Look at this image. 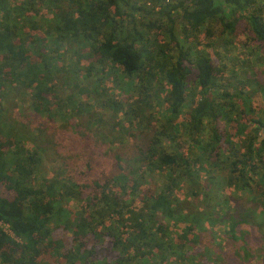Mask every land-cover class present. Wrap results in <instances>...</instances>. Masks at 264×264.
I'll use <instances>...</instances> for the list:
<instances>
[{
  "label": "trees",
  "instance_id": "trees-1",
  "mask_svg": "<svg viewBox=\"0 0 264 264\" xmlns=\"http://www.w3.org/2000/svg\"><path fill=\"white\" fill-rule=\"evenodd\" d=\"M148 1L159 24L146 27L165 26L167 43L139 28L135 14L144 9L127 0H0V264H264V0ZM241 20L259 47L253 77L225 81L208 53L191 57L181 43L218 27L228 40ZM72 42L77 61H88L82 74L67 64ZM187 62L199 95L189 104ZM105 66L126 79L125 93L156 85L158 98L167 85L157 100L162 121L142 124L145 113L108 101L143 136L127 171L82 181L42 176L41 149L26 147L35 130L6 118L4 104L23 103L28 91L34 117L67 121V111L89 112L67 85L77 82L85 95L81 79ZM155 172L160 187L143 189Z\"/></svg>",
  "mask_w": 264,
  "mask_h": 264
},
{
  "label": "rangeland",
  "instance_id": "rangeland-1",
  "mask_svg": "<svg viewBox=\"0 0 264 264\" xmlns=\"http://www.w3.org/2000/svg\"><path fill=\"white\" fill-rule=\"evenodd\" d=\"M23 1L25 0H17V2ZM127 2L130 5L136 4V6L144 9V11L135 14L139 28L159 43H167L168 37L165 34V26L163 27L161 24V27L156 29L146 27L150 23L156 26L159 24L157 23L158 9L148 0H127ZM122 8L126 10L125 6H122ZM145 10H149L147 11L149 13ZM45 13L44 10L42 14ZM241 21L237 25L239 30L237 34L228 40H226L227 37L220 35L221 28L218 27L214 29L213 37L206 36L205 32L201 31L181 43L185 49L190 50L189 56L191 57L194 56L195 52L208 53L212 62L222 71L225 81L236 82L245 79V77H253L252 72L261 70L259 63L258 65L255 63L256 57L260 53L259 47L248 40L249 37L246 33L241 32L244 25V21ZM175 25L179 33L180 28H178L177 23ZM179 36L182 37L181 34ZM76 49L77 44L75 42L67 45V64L73 61L75 63L74 70L82 74L88 61H77L74 55ZM172 54L177 56L178 53L173 49ZM185 64L190 70L186 85L187 104H189L190 101L198 100L199 95L194 82V68L188 62ZM105 70L103 73L94 74L87 80L81 79L80 76L81 84L84 81L87 89L85 95L76 94L74 85H79L77 82H73L70 86L67 85V95L73 97L77 104H87L89 109V112L84 111L82 114L75 110L74 115L67 111V121L57 120L52 124H45L43 118L34 117L27 109L30 100V92L28 91L26 92L27 97L23 96V103L18 100L15 103H8L9 106L7 103L4 104L8 107L6 108L8 110L6 118L15 121L19 128L22 122H27L35 130L36 137L33 139L35 143L28 142L26 147L32 149L33 146H36L41 149L42 176L62 179L68 175H73L79 178V181H82L87 178L94 179L96 176L103 179L111 178V174L119 172V168L123 172L127 171L128 165L134 157L136 142L140 141L143 136L138 133L140 125L137 122L127 125L120 113L114 114L109 110L106 104L108 101L123 100L126 104L125 108L131 107V109H135L137 114L139 112L141 114L145 113L144 115L148 116V119L142 120V124L147 123L149 126L157 128L159 121H162L165 105L158 104L157 100L167 96L169 91L167 85H163V89L158 91V98L154 96L156 85L154 88L152 86L153 90H148V92L135 87L137 89L125 93L120 86L121 81L126 82V79H120L119 70L111 69L110 66H105ZM139 92L142 93L139 95ZM143 98L149 99V107H144ZM255 102L259 104L260 99L255 100ZM143 108H145V111ZM187 111L188 108L184 107L179 118L181 121L185 120L184 113ZM127 130L129 131L128 134L126 133ZM162 180L157 172L147 174L143 189L156 190L160 187ZM182 186L184 185L182 184ZM223 193L224 196L230 195L228 189L224 190ZM177 194L182 200H186L183 190L177 191ZM72 206L77 207L75 202H72ZM3 228L8 232L7 227L3 226ZM214 229L221 231L223 228L217 225ZM262 234H264V230ZM263 238L260 241L262 243H264ZM263 257L264 254L261 255V258Z\"/></svg>",
  "mask_w": 264,
  "mask_h": 264
},
{
  "label": "water",
  "instance_id": "water-1",
  "mask_svg": "<svg viewBox=\"0 0 264 264\" xmlns=\"http://www.w3.org/2000/svg\"><path fill=\"white\" fill-rule=\"evenodd\" d=\"M264 138V136H261L259 139H258V141H260L261 139H263Z\"/></svg>",
  "mask_w": 264,
  "mask_h": 264
}]
</instances>
